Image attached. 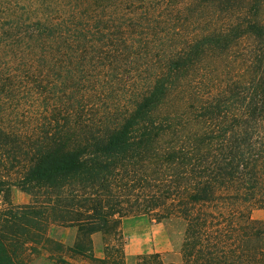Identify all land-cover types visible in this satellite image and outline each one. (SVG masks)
Wrapping results in <instances>:
<instances>
[{
  "label": "trees",
  "instance_id": "obj_1",
  "mask_svg": "<svg viewBox=\"0 0 264 264\" xmlns=\"http://www.w3.org/2000/svg\"><path fill=\"white\" fill-rule=\"evenodd\" d=\"M233 1L242 0H204L224 18L151 56L153 75L131 90V105L93 119L70 108L87 36L69 38L46 0H0V264L39 255L127 264L120 240L97 257L93 236H120L122 219L138 215L186 228L178 261L156 252L136 264H264V248L252 246L264 222L251 217L264 206V0ZM124 39L107 49L132 57L136 38ZM212 54L236 58L240 74L206 73L199 63ZM202 70L208 86L195 83ZM13 187L30 202L13 203ZM53 226L75 229L73 243L52 237Z\"/></svg>",
  "mask_w": 264,
  "mask_h": 264
},
{
  "label": "rangeland",
  "instance_id": "obj_2",
  "mask_svg": "<svg viewBox=\"0 0 264 264\" xmlns=\"http://www.w3.org/2000/svg\"><path fill=\"white\" fill-rule=\"evenodd\" d=\"M46 1L51 4V9L57 8V11L52 13L53 16L68 21L64 29L69 38L76 40L87 36L89 40L87 43L90 53H87L84 63L77 67V80L75 85L72 84L76 89L71 90L70 83L67 87L75 94L70 108L79 105L82 115L93 119L114 118L131 105V90L140 87L153 75L152 70L148 69L152 66L151 56L158 58L159 54L173 52L187 38L203 34L206 24L224 18L219 7L218 10L214 7L216 10L209 12L204 0H183V3L181 0L177 3L173 0H95V3L91 4L95 9L88 13L83 11L84 3L93 0H54L55 4L53 0ZM238 3L241 5L245 1H233V5ZM177 4L179 5L175 6ZM131 18H139L141 24L137 21L132 25ZM125 27L128 29L126 33ZM126 35L131 39L136 38L133 41L138 43V47L133 49L132 57L128 58L122 53L117 55L110 49L112 46L107 49L110 40H118L115 46H123ZM104 44H107V47H104L107 51L98 53L96 49H101L100 46ZM76 47L82 49L79 44ZM233 56L232 60L227 61L215 58L212 54L211 57L208 56V61L199 65L203 64L202 68L207 70L206 73L212 71L218 74V71L226 70L227 78H236L240 70ZM205 70L195 77L196 84L209 85L208 79L204 81ZM11 200L15 204H26L30 202L31 196L13 187ZM3 205V197L0 196V208ZM251 217L253 220L264 222V206H252ZM63 228L65 227H51V236L72 244L76 230ZM119 228L120 236L114 233L94 234L97 257L103 256L106 240L118 239L124 246L127 264H136L140 256L156 252H160L168 260L178 261L181 258L186 228V223L181 218L157 220L150 215L130 216L122 219ZM252 242V246L256 248H264V235ZM71 261L75 264L91 263L89 258L83 256H77ZM28 264L61 263L39 255Z\"/></svg>",
  "mask_w": 264,
  "mask_h": 264
},
{
  "label": "crops",
  "instance_id": "obj_3",
  "mask_svg": "<svg viewBox=\"0 0 264 264\" xmlns=\"http://www.w3.org/2000/svg\"><path fill=\"white\" fill-rule=\"evenodd\" d=\"M63 229H65V228H63ZM74 241V240H73ZM73 243V242H72Z\"/></svg>",
  "mask_w": 264,
  "mask_h": 264
}]
</instances>
